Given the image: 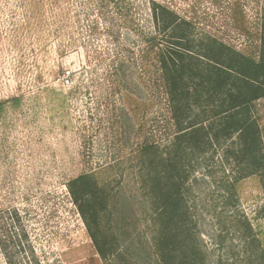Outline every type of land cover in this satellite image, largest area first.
Masks as SVG:
<instances>
[{
	"label": "rangeland",
	"instance_id": "rangeland-1",
	"mask_svg": "<svg viewBox=\"0 0 264 264\" xmlns=\"http://www.w3.org/2000/svg\"><path fill=\"white\" fill-rule=\"evenodd\" d=\"M164 1L197 31L257 54L264 0ZM52 13L51 0H0V264H157L151 207L131 163L156 134L160 109L144 104L139 67L129 92L108 103L92 89L69 98L68 73L85 60L81 50L58 51ZM258 108L264 125V99ZM87 171L109 184L97 199L106 209L88 220L68 189ZM201 173L190 200L211 260L239 262L236 222H248L264 248L260 175L239 181L237 199L226 201L219 168Z\"/></svg>",
	"mask_w": 264,
	"mask_h": 264
},
{
	"label": "trees",
	"instance_id": "trees-1",
	"mask_svg": "<svg viewBox=\"0 0 264 264\" xmlns=\"http://www.w3.org/2000/svg\"><path fill=\"white\" fill-rule=\"evenodd\" d=\"M51 8L58 51L81 50L85 60L68 73L69 98L92 89L108 103L122 88L129 92L128 80L139 67L143 102L160 109L156 134L132 154L131 163L151 207L157 264H264V248L248 222H236L239 262L212 261L190 200L202 171L210 175L219 168L226 201L237 199L236 185L244 178L260 175L264 182L258 108L264 99V29L251 55L197 31L164 0H51ZM108 185L88 171L69 181L85 219L106 209L105 199H97Z\"/></svg>",
	"mask_w": 264,
	"mask_h": 264
}]
</instances>
